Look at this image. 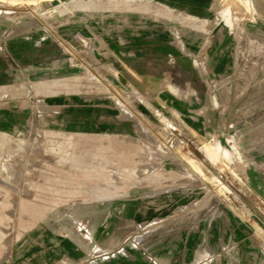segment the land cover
Wrapping results in <instances>:
<instances>
[{
	"label": "rangeland",
	"instance_id": "obj_1",
	"mask_svg": "<svg viewBox=\"0 0 264 264\" xmlns=\"http://www.w3.org/2000/svg\"><path fill=\"white\" fill-rule=\"evenodd\" d=\"M49 230L264 264V0L0 1V264Z\"/></svg>",
	"mask_w": 264,
	"mask_h": 264
},
{
	"label": "crops",
	"instance_id": "obj_2",
	"mask_svg": "<svg viewBox=\"0 0 264 264\" xmlns=\"http://www.w3.org/2000/svg\"><path fill=\"white\" fill-rule=\"evenodd\" d=\"M91 252V246L76 235L49 230L26 258L12 264H86Z\"/></svg>",
	"mask_w": 264,
	"mask_h": 264
},
{
	"label": "bare ground",
	"instance_id": "obj_3",
	"mask_svg": "<svg viewBox=\"0 0 264 264\" xmlns=\"http://www.w3.org/2000/svg\"><path fill=\"white\" fill-rule=\"evenodd\" d=\"M2 2H8L10 4H15V3H19V2H23V1H26V2H33L35 0H0ZM206 158V157H205ZM209 162V161H208ZM210 163V162H209Z\"/></svg>",
	"mask_w": 264,
	"mask_h": 264
}]
</instances>
